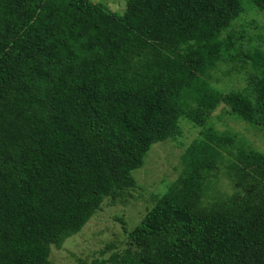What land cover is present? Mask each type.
I'll use <instances>...</instances> for the list:
<instances>
[{
	"label": "trees",
	"instance_id": "1",
	"mask_svg": "<svg viewBox=\"0 0 264 264\" xmlns=\"http://www.w3.org/2000/svg\"><path fill=\"white\" fill-rule=\"evenodd\" d=\"M248 4L264 13V0H127L123 13L0 0V264H54L106 200H129L181 119L201 131L178 178L124 226V247L82 264H264V152L211 122L224 105L264 126V52L231 30ZM230 64L244 90L211 82Z\"/></svg>",
	"mask_w": 264,
	"mask_h": 264
},
{
	"label": "rangeland",
	"instance_id": "2",
	"mask_svg": "<svg viewBox=\"0 0 264 264\" xmlns=\"http://www.w3.org/2000/svg\"><path fill=\"white\" fill-rule=\"evenodd\" d=\"M93 2L103 3L111 11L123 13L127 0ZM231 30L237 37L242 35L240 45L244 52L254 48L264 52V13L246 5L245 12L234 22ZM222 70L213 73L211 82L214 85L226 91L244 90L247 78L244 70H232L231 64L223 65ZM227 109L221 105L212 116V124L220 131L235 133L245 139L249 146L264 152V126L258 127L239 120ZM180 125L183 133L177 140L154 144L148 151L143 166L133 171L136 187L131 190L126 203L106 200L79 233L65 240L60 248H51L50 259L54 264L88 263L100 258L102 252L108 255L125 246L124 226L131 230L139 224L154 205V197L162 195L168 185L178 178L182 171L181 156L191 142L199 137L201 128L184 119L180 120ZM223 182L226 180L223 179V189L220 190L230 191Z\"/></svg>",
	"mask_w": 264,
	"mask_h": 264
}]
</instances>
